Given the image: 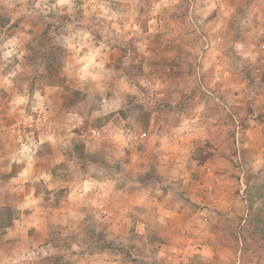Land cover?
<instances>
[{
  "label": "rangeland",
  "instance_id": "obj_1",
  "mask_svg": "<svg viewBox=\"0 0 264 264\" xmlns=\"http://www.w3.org/2000/svg\"><path fill=\"white\" fill-rule=\"evenodd\" d=\"M262 89L264 0H0L3 222L25 221L2 205L18 201L7 184L23 165L72 189L108 178L126 193L95 222L71 205L91 198L69 201L30 175L25 192L50 220L48 250L33 249L32 264H262L264 241L248 236L264 220V126L261 141L238 145L264 123ZM106 138H130L111 162L90 152ZM61 149L63 163H51Z\"/></svg>",
  "mask_w": 264,
  "mask_h": 264
},
{
  "label": "crops",
  "instance_id": "obj_2",
  "mask_svg": "<svg viewBox=\"0 0 264 264\" xmlns=\"http://www.w3.org/2000/svg\"><path fill=\"white\" fill-rule=\"evenodd\" d=\"M264 92V89H262ZM116 109V108H115ZM118 115V114H117ZM116 116V114L114 115ZM113 117L112 119H114ZM124 120V119H123ZM250 120V119H248ZM264 126V123H257L255 126L251 125L250 128L247 129L246 133V139L244 142H238L239 149H242L246 146H250L252 144L254 138H261L257 139L258 141H261L263 136H262V127ZM106 142L110 144L109 147L102 146L101 144L96 143L95 141L91 143V153H97L99 155H104L105 159L109 162L114 161L115 155H118L116 152L113 151L115 147L118 145L120 146H127L128 145V140L130 138H106ZM104 140V139H102ZM49 141V140H48ZM51 141V140H50ZM62 143L66 146L65 141L62 139ZM50 145V144H49ZM40 145L37 146V149ZM62 150V149H61ZM264 151V147H262L261 151ZM64 150H62V153H60L61 157H56L54 155L53 159H51V163L60 165L63 163L62 155L64 157ZM122 153H125V150L123 149ZM262 154V152H261ZM61 158V159H60ZM18 161V160H17ZM51 164V165H53ZM31 167V166H29ZM24 167V165L21 167L20 171L14 175V177H9L8 186L9 190L14 192L16 195L19 196L18 201H16V204L13 202H3V206H8V207H13L17 209L18 211H26L23 216H25V221L21 220H15V224H13L11 227L7 228L3 234H1L0 237L1 239V245L0 247L3 249L6 257L5 259V264H13L15 262H18V257L20 260H23V263L26 264H32L30 262L32 258L34 259L36 254L33 249L38 248L39 246L42 248L43 246L48 247L50 245L49 242V237H50V232L48 229V223L50 220H47V216H45V207L41 205L40 203V198L37 197L36 191L33 194L25 192V189L30 190L31 188L29 186L25 187L26 181H29L32 177L30 175L34 174L40 175L41 174V169L36 168L32 169ZM37 170V171H36ZM44 173L41 174L38 178H36V181H39V179H43L49 191H57L58 189H67V199L69 201H72V196H88L91 198V202L84 204L80 202H75L76 204L71 205L73 207H77L79 209L89 207L91 208V214L93 217V220L95 222H99V220H108L111 219V215L109 214L110 206L113 205V197L114 196H124L126 191H125V185L122 184L121 181H116L114 179H97L94 176H91L90 178H84L81 180L80 183L76 184V187L72 189L71 185L67 183L66 178L63 176H59L58 174H53L51 170L49 171H43ZM17 178V179H16ZM15 179V180H14ZM32 181V180H31ZM32 183H35V179L33 180ZM68 184V186H67ZM57 185V186H55ZM138 189L141 188V184L137 183L135 185ZM71 190H74L73 192ZM20 193V194H19ZM13 195V193H12ZM127 195V194H126ZM146 195H144L141 199H137L133 205L135 206H141L143 205L145 201ZM122 199V198H121ZM50 206L48 209H55L56 205L54 204H49ZM69 206V204H68ZM123 204H121L122 209H124ZM130 206V205H129ZM128 209L125 208V211ZM80 212V211H79ZM208 237V236H206ZM21 244L23 249L19 254L14 253L13 246H17ZM207 248V247H206ZM205 248V249H206ZM50 250V249H49ZM244 253L243 250H239L238 254ZM250 253V252H249ZM209 254V250L206 252V257ZM256 260H260L258 258L253 257ZM262 264H264V260L258 261ZM97 264H107L101 259H97Z\"/></svg>",
  "mask_w": 264,
  "mask_h": 264
},
{
  "label": "trees",
  "instance_id": "obj_3",
  "mask_svg": "<svg viewBox=\"0 0 264 264\" xmlns=\"http://www.w3.org/2000/svg\"><path fill=\"white\" fill-rule=\"evenodd\" d=\"M8 208H0V231L6 230L7 228L13 225L14 219L11 218L9 222L4 223L3 220L6 219V210ZM8 212L10 210H7ZM11 212V211H10ZM10 217V216H9ZM250 227L252 228V235L248 236L251 241H264V220H256L254 219L253 222L249 223Z\"/></svg>",
  "mask_w": 264,
  "mask_h": 264
},
{
  "label": "clouds",
  "instance_id": "obj_4",
  "mask_svg": "<svg viewBox=\"0 0 264 264\" xmlns=\"http://www.w3.org/2000/svg\"><path fill=\"white\" fill-rule=\"evenodd\" d=\"M83 38H87L88 37V34L87 33H83L81 34ZM11 43V42H10ZM69 44L70 46L74 47L76 49V51H79V49L81 47H86L87 45H71V41H69ZM99 54V49H96L95 51H91L89 52L87 55H85L82 59H83V62H84V68L82 70L83 74L84 75H87V68L88 66L90 65H93L94 63V60H95V57ZM95 79V77H93ZM18 103H21L23 102L22 100L20 101H17ZM42 111V109H41ZM260 163V162H258Z\"/></svg>",
  "mask_w": 264,
  "mask_h": 264
},
{
  "label": "built area",
  "instance_id": "obj_5",
  "mask_svg": "<svg viewBox=\"0 0 264 264\" xmlns=\"http://www.w3.org/2000/svg\"><path fill=\"white\" fill-rule=\"evenodd\" d=\"M98 135H99L98 130L91 129V136H92V137H94V136H98Z\"/></svg>",
  "mask_w": 264,
  "mask_h": 264
}]
</instances>
